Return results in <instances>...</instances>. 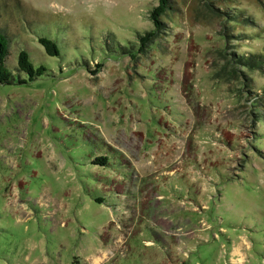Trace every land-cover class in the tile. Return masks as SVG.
Instances as JSON below:
<instances>
[{
    "label": "rangeland",
    "instance_id": "374dc122",
    "mask_svg": "<svg viewBox=\"0 0 264 264\" xmlns=\"http://www.w3.org/2000/svg\"><path fill=\"white\" fill-rule=\"evenodd\" d=\"M170 3L0 0V264H264V0Z\"/></svg>",
    "mask_w": 264,
    "mask_h": 264
},
{
    "label": "trees",
    "instance_id": "16d2710c",
    "mask_svg": "<svg viewBox=\"0 0 264 264\" xmlns=\"http://www.w3.org/2000/svg\"><path fill=\"white\" fill-rule=\"evenodd\" d=\"M170 0H158V5L151 10L152 21L154 23L155 29L152 32H146L144 35L139 37V41H141V47L146 46V43H149L152 38L157 36L162 29L163 21L161 19L172 7L170 5ZM232 19H229L231 21ZM38 42L42 45L44 50L50 56H57L59 55V49L56 43L47 38L40 36L38 37ZM9 37L0 32V84H11L16 82L12 73L8 70L6 66L7 57L9 55ZM235 52V51H234ZM231 55H235L231 53ZM132 56V55H131ZM226 62L229 67V73L234 78L241 76L242 78L246 79L245 72H253L254 70L261 69L264 65V48L261 50L260 53H248V54H238L233 58L232 56L226 59ZM99 67V63L96 64ZM18 70L25 73L27 76V80L25 79H18L16 83L23 84L26 81H34L36 77H40L45 73V67L43 65L34 66L33 63L29 59V55L25 50H21L18 56ZM245 82V80H244ZM247 88L248 93H251V84L246 83L244 84ZM253 96V98H258V95ZM95 161L98 162L100 166H105L108 162L107 156H98L95 158ZM95 201L101 203L103 199L95 198Z\"/></svg>",
    "mask_w": 264,
    "mask_h": 264
}]
</instances>
